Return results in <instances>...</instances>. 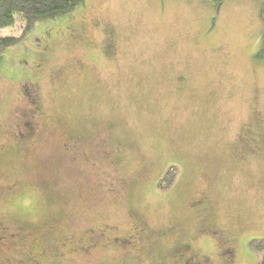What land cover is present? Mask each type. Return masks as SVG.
<instances>
[{
    "label": "rangeland",
    "instance_id": "1",
    "mask_svg": "<svg viewBox=\"0 0 264 264\" xmlns=\"http://www.w3.org/2000/svg\"><path fill=\"white\" fill-rule=\"evenodd\" d=\"M260 1L83 0L0 50V264H264Z\"/></svg>",
    "mask_w": 264,
    "mask_h": 264
},
{
    "label": "trees",
    "instance_id": "2",
    "mask_svg": "<svg viewBox=\"0 0 264 264\" xmlns=\"http://www.w3.org/2000/svg\"><path fill=\"white\" fill-rule=\"evenodd\" d=\"M215 5H219L223 0H210ZM83 0H0V30L10 27L14 23L15 15H18L24 22L20 33L17 36H0V50L14 46L30 31L35 22L54 18L56 15L66 13L81 5ZM261 23L260 39L255 59L264 60V0L260 1L258 9ZM2 56L0 54V61ZM175 177V171L169 169L163 179L159 181V186L167 187ZM257 241H251L254 247Z\"/></svg>",
    "mask_w": 264,
    "mask_h": 264
},
{
    "label": "clouds",
    "instance_id": "3",
    "mask_svg": "<svg viewBox=\"0 0 264 264\" xmlns=\"http://www.w3.org/2000/svg\"><path fill=\"white\" fill-rule=\"evenodd\" d=\"M44 197L34 187H29L14 200V208L37 218L42 211L41 203Z\"/></svg>",
    "mask_w": 264,
    "mask_h": 264
},
{
    "label": "flooded vegetation",
    "instance_id": "4",
    "mask_svg": "<svg viewBox=\"0 0 264 264\" xmlns=\"http://www.w3.org/2000/svg\"><path fill=\"white\" fill-rule=\"evenodd\" d=\"M203 231H204V232H207V231L209 232V229H201V233H202ZM221 232H222V238H223V239H220V238H219V240H220V241L222 240L223 243H224V242L227 243L229 240L226 241V240L224 239L225 236H224V234H223V231H221ZM200 236H201V235L199 234V237H200ZM227 247L230 248V250L228 251V255H231V254H232V250H231L232 247H231V246H227ZM185 251H186V250H185ZM191 261L193 262L194 260L191 259V260H189V261H186V264H193ZM202 263H203V262H202Z\"/></svg>",
    "mask_w": 264,
    "mask_h": 264
}]
</instances>
